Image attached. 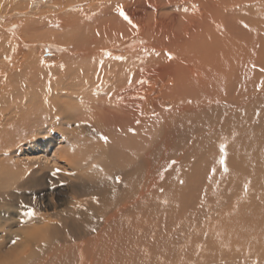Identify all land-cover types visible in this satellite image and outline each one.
Here are the masks:
<instances>
[{
    "label": "bare ground",
    "instance_id": "1",
    "mask_svg": "<svg viewBox=\"0 0 264 264\" xmlns=\"http://www.w3.org/2000/svg\"><path fill=\"white\" fill-rule=\"evenodd\" d=\"M239 2L256 8L264 5V0ZM87 5L88 8L80 12L79 16L75 15L73 19L70 17L61 25L69 31L67 39L71 36L79 47L74 50L67 47L73 56H67L63 61L71 65H59L60 67L50 69L46 76L41 75L42 79L45 78V83L49 85L52 82L54 86L50 85L52 88L43 93V88L31 86V91L29 88L22 93L13 88L6 91L5 88L14 83L4 81L5 84L0 87V95L13 102L22 100L28 104L26 101L31 100L33 103L25 104L26 113L27 110H36V105H40L45 112L40 118L42 125L46 123L45 118H48L53 119L54 126L62 124L63 129H72L69 122L75 119L79 130L94 138L97 143L106 131L109 147L105 153L109 162L113 159L116 163H102L82 172L81 175L89 181L81 182L82 187H87L84 190L87 193L84 194L88 197L84 201L70 203L54 218L36 215L34 207L37 202L26 197L25 193H15L18 196L14 198L0 193V203L3 205L11 204L16 198L25 203L30 208L25 214L26 221L33 223L31 229L21 236H11L7 233V226L3 225L8 224L10 213L0 209V264H113L117 257L113 258L116 249L118 255L140 253L143 256L119 259L123 260L121 264H156L158 259L161 264H213L211 256L217 255L218 250L221 254L215 260L221 264L226 261L247 264L248 257L252 254L247 255L246 236L236 242V238L229 239L228 242H233V247L217 246L218 237L214 247H200L196 242L200 237L199 225L206 223L207 219L201 222L199 208L197 210L196 207L192 209L193 214H189L187 205L192 200V195L185 198L179 193L175 196L164 193L166 189L163 183L166 185L168 177L179 168L188 149L194 145L196 137L186 150L179 147V152L173 156L174 161L169 158V137L174 139L179 136L185 121L190 123L201 118L202 114L213 113V106L219 104L233 108L235 102L229 97L232 91L244 96L240 103L245 106L251 100L246 107L248 111H255L257 100L264 98V23H253L251 29L254 31H224L223 36L222 31H213V0H87ZM258 11L260 15H264V7ZM28 12L33 13L31 10ZM86 26L90 28L84 29ZM132 29L141 30L150 49L125 55L124 59L127 56L129 59H125L124 64L119 63V55L106 56L101 47L107 49L112 46L107 37L115 38L123 32L128 34ZM93 35L95 37L91 39ZM85 43L87 44L84 46ZM75 52L78 53L77 58H81L76 64L72 62L76 58ZM112 61L118 63L106 65ZM12 71L11 67L5 68L0 81L2 76H6V72L11 74ZM39 95L44 97L36 100ZM255 96L259 99L256 100ZM18 105V102L10 105V108L7 105L6 112L0 114L7 115L8 109L13 108L21 111L23 104ZM236 107L242 106L239 104L234 106ZM87 113L93 117L92 122L88 121ZM83 114L88 117L87 121L77 119ZM33 117L36 118V115ZM143 125L162 127V141L165 144H155L157 146L147 150L141 158L134 153L135 157L130 154L127 159H122L121 150H133L131 129L144 127ZM74 131L71 130L72 133ZM74 141H79V138ZM255 142L257 146L253 144V147H260V141L257 139ZM160 145L164 146L163 149ZM248 150L250 152L249 148ZM252 150L251 152L256 153ZM231 173H226L225 176L228 174L231 177ZM244 176L247 177L240 181L243 179L244 183L249 182L248 174L245 173ZM185 182L183 180L181 184L182 189L186 186ZM237 187L239 185L235 181L232 189L236 190ZM77 188V184L72 185L71 190L74 192ZM162 191L164 192L161 193ZM171 205V211L163 212ZM208 212L206 216L213 220L212 206H209ZM132 214L138 215L133 218L135 221L132 226L142 230L139 232V242H133L135 247H129L130 244L126 242L121 244L124 234L119 232V227H124L119 224L129 222ZM139 215L144 216L143 227ZM156 218L161 220L160 223L156 222L157 225ZM211 219L206 228L212 231V224H209ZM23 221L21 219L20 222ZM156 235L161 237L160 240ZM9 238L16 239L13 246H8L6 240ZM211 239L208 242L212 243ZM242 246L246 248L243 249Z\"/></svg>",
    "mask_w": 264,
    "mask_h": 264
},
{
    "label": "rangeland",
    "instance_id": "2",
    "mask_svg": "<svg viewBox=\"0 0 264 264\" xmlns=\"http://www.w3.org/2000/svg\"><path fill=\"white\" fill-rule=\"evenodd\" d=\"M49 3L50 5H48ZM52 6L54 8H51ZM261 7H264V5ZM261 7L249 6L247 3H240L239 0H213V31H222L221 35L223 36L224 31H254V29H251L253 23H264V15H260L258 11ZM87 8V0H0V75H2L5 68H13L11 74L6 72L4 74L6 76L1 77L0 87L5 84L4 81H11L14 84L12 86L11 84L8 85L5 88L6 91L13 88L15 91L23 93L29 88V91H31V86H39L43 88V93L46 89L52 88L54 84L52 82L49 85L45 83V78L42 79L41 75L44 76L45 74L46 76L53 67L59 65L62 67L63 64H66L63 60L67 56L69 58L73 56L72 53H69L67 47L73 50L75 47H79L71 36L67 39L66 36L69 31L61 25H64L70 17L79 16L80 12L85 11ZM30 10L33 12L32 14L28 12ZM22 11L25 13H22ZM86 28L90 27H84V29ZM140 31L132 29L128 34L123 32L115 38L108 36L107 41L112 46L107 47V49L103 46L101 48L106 52V56L119 55L118 60L121 59L119 63L124 64V60L129 59V56L124 59L125 55H133L134 52L150 49L146 44L147 40L144 39V35ZM94 37V35L91 36V39ZM64 40L67 44H63ZM75 53L76 61H72L75 62L74 64L81 61V58H77L78 53ZM80 55L82 54L80 53ZM116 62L112 61L106 65ZM69 65L71 64H66V67ZM43 97L44 95H39L36 100ZM229 97L233 99V103L235 102V105H232L233 108L230 109L229 105L225 104L213 106V113L202 114L201 118L191 121L192 123L185 121L183 123L185 126L182 127L180 135L174 137V139H172V136L169 137L168 147L171 153L169 158H172L173 161V156L179 152L180 148L186 150L190 147L189 144L192 139L196 138L194 145L190 147V150L188 149V155L186 154L179 168L174 171L173 175L168 177L166 185L163 183L166 191L164 190L165 192L162 191L161 193H171L174 196L179 193L181 197L185 198L189 195L193 196L187 205L189 214H193L192 209L196 207L197 210L199 208L198 214L202 219L201 222L207 219L206 223L199 225L200 237L196 242L200 247H211V245L214 247L217 237L219 239L217 246L229 245L233 247V242H228L229 239L236 238V242L245 239L246 236L247 255H249L248 253L252 254L248 257L247 264H264V98L261 99L262 103H260L261 100H257L259 98L255 96L258 106H256L255 111H248L246 107L247 104L251 103L250 99L245 106L244 103H240L243 101L244 96H240L238 93L235 94V91H232ZM0 101V112L3 113L6 112L7 108L5 107L7 105L10 108V105L16 102L19 105L23 104L21 111L13 108L8 109L9 114L7 115L0 114V193L9 194L10 198L17 197L18 194L15 193H25L26 197L35 199L37 202L34 207L36 215L46 216L49 219L57 213L63 212L70 203L84 201L88 197L84 194L87 193L84 191L87 187H82L81 182L86 183L89 181L81 173L102 163H108V165L116 163L113 159L109 162L105 153L107 147H109V143L103 139V137L108 136L106 131L103 130L104 136L101 135V140H98L97 143L94 138L79 130L75 119H71L69 122L72 129L66 126L63 129L62 124L54 126L53 119L48 120V118H45L46 123L42 125L40 118L45 115V112L40 105H36L38 107L36 110H27L26 113L25 106L33 103L31 100L26 101L28 104L22 100L13 102V100L0 95ZM239 104L242 107L234 108ZM35 115L36 118L33 117ZM86 115L89 116V120L84 114L77 119L92 122L93 117L89 113ZM56 120L59 122V119ZM143 126L131 129L130 136L131 140L133 139L131 143L133 150H121L122 159H127V155L134 153L138 158H141L147 150H152V147L155 148L160 142L165 144L162 141L164 134L162 127ZM246 126L247 129L245 130ZM71 130L75 131L72 133ZM247 133L249 136L246 137ZM147 137L148 139H146ZM76 138H79V141H74ZM257 139L260 141V145H258L260 147L256 148L253 147V144L257 146V142H255ZM163 147L160 145V148L163 149ZM252 149L256 153L251 152ZM197 156L198 158H196ZM191 162L194 163L191 164ZM231 171L234 173L232 174ZM244 172L248 174L249 182H246L247 184L244 183L243 179L240 181L241 178L247 177L244 176ZM226 173H231V177H229L230 175L227 176L228 174L225 176ZM183 180L186 181L184 189L181 187ZM235 181L239 185L236 190L232 189ZM76 184L78 188L73 192L71 187ZM17 199H13L12 203L7 205L0 203V209L10 213L8 224L5 225L4 223L3 225L7 226V233L11 236L15 234L21 236L33 226V223L26 221L27 216L25 214L30 211V208ZM209 206L213 207V220L206 216L207 213L209 214ZM169 210H172V205L167 206L163 212ZM22 215L24 216L22 217ZM135 216L137 218L138 215L132 214V218H129L131 225H129V222L119 224L125 227H119L120 234H124L121 244L126 242L130 244L129 247L131 245L135 247L133 242H139L140 238L138 236L141 237L142 230L140 231L132 226ZM139 217L142 220V226L144 216L139 215ZM157 217L160 219V214ZM21 219H24V221L20 222ZM158 219H155L156 225V222L160 223L159 221H161ZM210 219L213 221L209 223L213 225V227L210 225L213 232L206 228V224ZM158 238L160 240L161 237ZM209 238H212V243L208 242ZM15 240L9 238L6 242L8 246H13ZM242 248L244 249L246 246H242ZM117 250V255L114 254L113 258L117 256L116 258H118L120 264L123 260L119 261V259L135 258V255L143 258L140 253L118 255ZM219 254H221L220 250H218L217 255L213 254L211 256L213 264H221V262L215 260L219 258ZM215 255L216 257H214ZM116 258L113 260V264H118ZM212 260H209V262ZM226 262L233 264L232 261ZM226 262L224 264H227ZM156 264H161V260L158 259Z\"/></svg>",
    "mask_w": 264,
    "mask_h": 264
},
{
    "label": "snow or ice",
    "instance_id": "3",
    "mask_svg": "<svg viewBox=\"0 0 264 264\" xmlns=\"http://www.w3.org/2000/svg\"><path fill=\"white\" fill-rule=\"evenodd\" d=\"M126 20L128 19V17L125 15V17H124ZM103 139L105 140V141H107V137H103ZM34 214V213H33Z\"/></svg>",
    "mask_w": 264,
    "mask_h": 264
}]
</instances>
